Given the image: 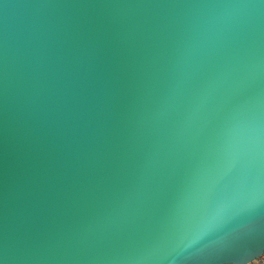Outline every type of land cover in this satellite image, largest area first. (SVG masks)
Instances as JSON below:
<instances>
[{"label": "water", "instance_id": "water-1", "mask_svg": "<svg viewBox=\"0 0 264 264\" xmlns=\"http://www.w3.org/2000/svg\"><path fill=\"white\" fill-rule=\"evenodd\" d=\"M263 252L264 0H0V264Z\"/></svg>", "mask_w": 264, "mask_h": 264}, {"label": "built area", "instance_id": "built-area-1", "mask_svg": "<svg viewBox=\"0 0 264 264\" xmlns=\"http://www.w3.org/2000/svg\"><path fill=\"white\" fill-rule=\"evenodd\" d=\"M246 264H264V252L260 256L256 257Z\"/></svg>", "mask_w": 264, "mask_h": 264}]
</instances>
